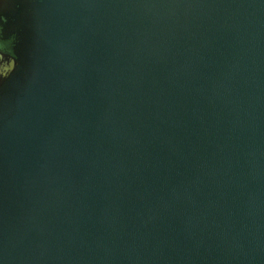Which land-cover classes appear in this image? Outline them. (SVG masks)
Listing matches in <instances>:
<instances>
[{
    "label": "water",
    "instance_id": "water-1",
    "mask_svg": "<svg viewBox=\"0 0 264 264\" xmlns=\"http://www.w3.org/2000/svg\"><path fill=\"white\" fill-rule=\"evenodd\" d=\"M0 264H264V0H0Z\"/></svg>",
    "mask_w": 264,
    "mask_h": 264
}]
</instances>
